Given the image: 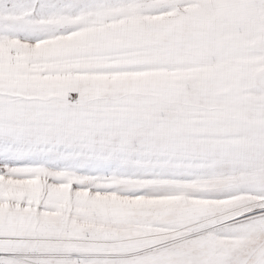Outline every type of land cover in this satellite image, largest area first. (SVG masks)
I'll return each mask as SVG.
<instances>
[{
    "label": "snow or ice",
    "instance_id": "1",
    "mask_svg": "<svg viewBox=\"0 0 264 264\" xmlns=\"http://www.w3.org/2000/svg\"><path fill=\"white\" fill-rule=\"evenodd\" d=\"M0 264H264V0H0Z\"/></svg>",
    "mask_w": 264,
    "mask_h": 264
}]
</instances>
